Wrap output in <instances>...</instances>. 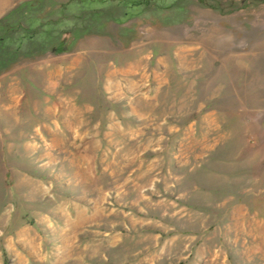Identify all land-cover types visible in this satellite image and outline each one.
<instances>
[{
    "label": "rangeland",
    "instance_id": "1",
    "mask_svg": "<svg viewBox=\"0 0 264 264\" xmlns=\"http://www.w3.org/2000/svg\"><path fill=\"white\" fill-rule=\"evenodd\" d=\"M214 1L25 14L67 47L0 68V264H264V1Z\"/></svg>",
    "mask_w": 264,
    "mask_h": 264
},
{
    "label": "trees",
    "instance_id": "2",
    "mask_svg": "<svg viewBox=\"0 0 264 264\" xmlns=\"http://www.w3.org/2000/svg\"><path fill=\"white\" fill-rule=\"evenodd\" d=\"M44 1L52 3V0H25L16 4L0 17V68L6 67L21 54L33 55L36 50L45 51L49 49L54 52L66 50V39L61 37L65 29L63 30L61 26L67 20L64 17V11L69 6L62 5L60 7V17L57 19L41 20L33 15H28L30 17L25 16V14L31 13L32 10L40 8ZM156 1L159 0H71L76 7L74 10L78 12L75 13L77 15L74 18H81V14L85 16V12L88 11V15L90 14L93 20H98L103 15L114 17L115 20H123L132 14L133 10ZM199 1L203 2L204 0ZM112 4L114 10L110 8ZM221 4L219 0L209 3V6L223 11ZM233 4L234 2L231 0L228 1L227 6H233ZM113 12L118 14L114 15ZM23 16L27 20L26 27L19 20ZM84 28L87 27L75 23L70 29L72 33L77 34Z\"/></svg>",
    "mask_w": 264,
    "mask_h": 264
}]
</instances>
